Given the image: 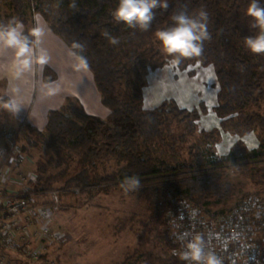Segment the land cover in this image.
<instances>
[{
  "label": "trees",
  "instance_id": "trees-1",
  "mask_svg": "<svg viewBox=\"0 0 264 264\" xmlns=\"http://www.w3.org/2000/svg\"><path fill=\"white\" fill-rule=\"evenodd\" d=\"M7 1L11 10L4 18L0 17V23H22L25 32L31 34V16L41 15L50 30L90 69L101 101L110 109L108 118L102 120L85 113L78 100L69 97L60 109L48 112L43 131L26 125L29 134L35 135L38 144L53 150L57 160L54 162L51 156L45 164L35 166L37 179L32 191L44 196L55 189L65 193L79 188L97 193L126 187L146 201L148 215L141 224L148 232L162 230L165 215L180 200L193 204L210 217L225 213L228 209L220 206L232 196L234 188L229 183H219L215 173L221 168L248 167L247 176L258 187V196L264 198V140L252 149L239 142L222 158L206 157L198 150L193 165H171L156 157L150 147L158 144L175 153L173 126L183 125L186 134L195 132L200 113L205 111L204 103L188 109L174 100H164L157 106L144 108L140 93H132L124 102L117 93L128 78L148 74L168 63L180 71L195 64L210 66L217 82L213 112L219 127L202 133L216 142L222 132L244 137L256 129L264 131V55L250 53L243 42L244 37L258 31L249 27L250 18L245 14L250 0H169V10H157L147 32L113 20L111 11L117 0ZM183 3L188 4L190 12L201 7L207 10L211 40L204 42L201 56L185 58L177 64L161 51L154 33L171 23L170 15ZM105 29L120 39L118 45H111L102 35ZM77 43L84 46L83 50L74 47ZM44 71L48 74L49 70ZM44 79H54V75ZM7 100L4 98L5 105ZM27 144L35 146L31 141ZM21 151L28 154L27 145H22ZM65 151L77 156L76 170L73 168V175L55 187L52 183L70 169L64 159ZM105 161H114L117 169L99 174L97 168L101 166L104 170ZM62 164L66 165L64 170L54 176L45 175L48 167ZM162 234L166 246L174 249L168 229L162 230ZM128 263L129 258L119 262ZM141 264H184V261L173 254L165 259L148 254Z\"/></svg>",
  "mask_w": 264,
  "mask_h": 264
},
{
  "label": "rangeland",
  "instance_id": "rangeland-1",
  "mask_svg": "<svg viewBox=\"0 0 264 264\" xmlns=\"http://www.w3.org/2000/svg\"><path fill=\"white\" fill-rule=\"evenodd\" d=\"M7 4V0H0L2 18L10 13L11 9ZM216 87L212 67L195 64L182 72L177 70L173 63H168L149 74L139 73L128 78L117 89V93L123 102L128 101L132 93H140L142 105L144 94L149 101L155 96L153 103H149L151 106L163 98L173 99L180 107H191L201 100L204 101L206 110L200 113L195 132L186 134L183 125L173 126V136L177 142L175 153L158 144L150 147L156 157L171 165H193L194 154L198 150L206 157L222 158L228 149L239 141H243L250 148H256L258 142L264 140V131L259 129L243 138L235 133L222 132L218 143L202 133L201 130H210L217 126L218 121L212 110ZM158 96L160 98L157 99ZM8 115L5 103L0 102V131H10L2 123ZM16 133L17 144L20 147L27 145L28 155L32 159L20 166L19 170L23 173L35 170L36 165L45 164L51 156H54V162L57 161L54 151L44 144H38V139L35 135L29 134L28 130H20ZM27 141L33 142L35 146H28ZM3 143L4 141L0 140V149ZM64 159L70 169L63 178L52 183L55 187L61 186L76 170L77 156L65 151ZM103 166L104 170L98 166L99 174L113 172L118 167L114 161H105ZM65 168L64 164L57 168L48 167L45 175L54 176ZM247 172L246 166H229L216 170L215 176L219 183H229L234 188L232 196L222 202L220 207L230 209L246 196H258L256 192L258 187L250 181ZM50 198V194L44 196L41 204L43 202L49 204ZM54 206L52 228L63 232L64 241H55L47 245L41 258L49 264H119L126 258H129L128 264H141L148 254L160 259L169 258L173 254L162 237V230L167 229V214L162 230L160 228L159 231L156 229L152 232L146 231L141 224L148 215L146 201L141 194L132 192L126 187L111 188L97 193L68 191L58 195L57 203L52 207ZM22 249L19 247L11 251L0 243V257L6 264H28Z\"/></svg>",
  "mask_w": 264,
  "mask_h": 264
},
{
  "label": "built area",
  "instance_id": "built-area-1",
  "mask_svg": "<svg viewBox=\"0 0 264 264\" xmlns=\"http://www.w3.org/2000/svg\"><path fill=\"white\" fill-rule=\"evenodd\" d=\"M0 149V243L11 251L22 247L28 264H49L42 260L48 244L64 241V234L52 228L55 206L41 204L50 194L57 203L60 190L44 196L32 191L35 170L23 173L20 166L32 159L21 151L17 133L2 131ZM70 192H79L71 188ZM166 227L173 250H183L194 235L218 255L224 264H264V198L246 196L225 213L210 217L193 204L180 200L166 215ZM0 264H6L0 257ZM185 264V262H184Z\"/></svg>",
  "mask_w": 264,
  "mask_h": 264
},
{
  "label": "clouds",
  "instance_id": "clouds-1",
  "mask_svg": "<svg viewBox=\"0 0 264 264\" xmlns=\"http://www.w3.org/2000/svg\"><path fill=\"white\" fill-rule=\"evenodd\" d=\"M169 7V0H117L111 16L117 24L123 23L131 29L147 32L152 27L157 10L167 12ZM245 14L250 18L249 27L258 31L243 38L244 47L252 54L264 55V3L250 0ZM169 19L171 23L168 26L154 33L161 51L177 64L185 58L201 56L204 42L211 40L207 10L201 7L198 11L190 12L188 4L183 3ZM43 35L44 29L39 25L28 34L22 23H0V56L11 53L17 79L32 72L36 62L40 65L48 62V53L41 46ZM102 35L113 46L120 43V39L107 29L103 30ZM74 47L83 50L84 46L77 43ZM6 107L10 110L16 108L11 98L6 101ZM173 255H177L185 264H224L223 258L210 249L199 235H194L183 250H173Z\"/></svg>",
  "mask_w": 264,
  "mask_h": 264
},
{
  "label": "crops",
  "instance_id": "crops-1",
  "mask_svg": "<svg viewBox=\"0 0 264 264\" xmlns=\"http://www.w3.org/2000/svg\"><path fill=\"white\" fill-rule=\"evenodd\" d=\"M31 25L33 28L39 25L44 29L41 46L48 53V62L44 65L36 62L32 72L26 73L17 79L16 68L12 63L11 53L0 56V102L4 104V98H11L16 105V108L11 109L8 117L3 120V125L13 133L19 132L20 130L25 131L26 125H31L39 131H43L48 112L50 110L60 109L69 97L76 98L88 115L97 116L102 120H106L110 115V109L102 103L100 93L95 85L94 77L90 69L50 30L41 15L33 14L31 16ZM46 68L49 70L48 74L44 71ZM52 75H54V79H44L45 76L49 78ZM13 89H18V91H13ZM216 91L217 87L214 93L215 104ZM144 95L142 105L144 108H152L164 100H173L169 98L159 99L160 101L158 100V103L151 106L149 103H153L155 96L149 101L146 100ZM158 98L160 97L158 96ZM201 102L204 103L201 100L197 105L183 107L190 109L197 107ZM214 105L212 106V110ZM218 127L219 124L217 122L216 127L201 131H211ZM219 141L220 139L217 143ZM239 142L244 143L243 141ZM244 145L246 144L244 143ZM19 171L22 172L21 170Z\"/></svg>",
  "mask_w": 264,
  "mask_h": 264
}]
</instances>
